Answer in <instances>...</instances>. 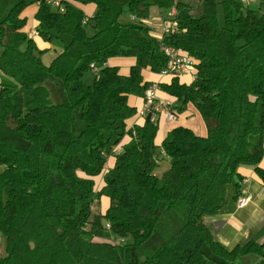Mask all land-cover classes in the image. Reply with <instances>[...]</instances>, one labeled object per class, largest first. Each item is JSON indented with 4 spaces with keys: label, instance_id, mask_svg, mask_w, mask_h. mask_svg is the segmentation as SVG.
I'll return each instance as SVG.
<instances>
[{
    "label": "trees",
    "instance_id": "trees-1",
    "mask_svg": "<svg viewBox=\"0 0 264 264\" xmlns=\"http://www.w3.org/2000/svg\"><path fill=\"white\" fill-rule=\"evenodd\" d=\"M61 1L62 13L44 0H0V264H264V240L227 248L207 226L228 186L240 198L241 169L264 187V0L257 9L249 0ZM36 2L39 39L69 37L49 64L26 27ZM152 6L178 25L161 39L146 25ZM163 45L195 61L193 81L157 84L195 105L203 136L174 125L157 144L162 113L138 115L152 83L145 71L167 64ZM113 58L133 62L121 71ZM135 116L143 122L127 127ZM160 161L168 168L158 176Z\"/></svg>",
    "mask_w": 264,
    "mask_h": 264
},
{
    "label": "crops",
    "instance_id": "crops-1",
    "mask_svg": "<svg viewBox=\"0 0 264 264\" xmlns=\"http://www.w3.org/2000/svg\"><path fill=\"white\" fill-rule=\"evenodd\" d=\"M37 8L38 3L36 2L29 6L25 11V15L27 16V28L36 27L34 14ZM80 8L87 16L92 15L94 11V5L92 4L80 6ZM156 20L157 22H160L159 35H156L153 30V24ZM146 25L152 29V36L154 38L161 39L163 36L164 21L161 18L157 7L152 6L149 8V18L146 20ZM33 40L39 48H47L48 43H45L46 45H44V42L39 39L38 36L33 37ZM115 59L117 58L109 60L108 65L117 66L121 71H127L133 62L131 59L122 58L124 66H119L115 63ZM144 74L145 79L151 82H155L154 79L158 76V73L154 74L148 70H146ZM160 76L158 84L161 82H169L171 78H173L170 76ZM179 79L191 81L189 76H184ZM159 92L161 93V96L158 95L160 101H167L170 104V107L175 108V110L182 108V111L179 110L180 113L177 116V120L173 122L163 120V114L157 117L156 123L158 125V130L155 136V142H157V139H161V141L164 139L167 131L173 123L189 127L198 135H205V128L194 104L176 101L170 95L161 92V90H159ZM129 100L137 107L141 104V98L132 96ZM133 122L141 124L143 120L139 119L138 116H135ZM128 140V137L124 138V142H127ZM261 165L264 166V156ZM241 174L244 176V181L240 197H248V203L244 207L238 208L233 199L230 200V203L227 200V205L224 207L223 211L207 220V226L211 230L214 238L219 240L227 248H231L236 244H242L248 240H264V187L252 169H241ZM4 256L5 241L0 236V260L3 259Z\"/></svg>",
    "mask_w": 264,
    "mask_h": 264
},
{
    "label": "built area",
    "instance_id": "built-area-1",
    "mask_svg": "<svg viewBox=\"0 0 264 264\" xmlns=\"http://www.w3.org/2000/svg\"><path fill=\"white\" fill-rule=\"evenodd\" d=\"M48 3L52 8L56 11L62 13L65 11V5L61 0H44ZM245 1V0H242ZM176 11L172 8L168 15L173 16L175 15ZM177 22L175 20L169 19L164 21L163 32L167 33L169 31H173L177 28ZM30 37H35L38 35L35 28H31L28 31ZM161 50L167 57V64L166 66L160 71L162 76H170L174 78H181L184 76H189L190 80L193 81L195 79V75L193 74V66H194V59L185 55L180 54V52L172 46H161ZM93 71L98 72L96 67H93ZM159 89V85L156 82H152L146 88L144 94V101L142 106L138 111V115L141 118H145L147 115L150 116L151 121H155L156 113H162L165 116V120L167 122H173L177 120V115L175 112L167 109L162 108L157 101L156 93ZM166 105H170L167 101L165 102ZM248 197H240L236 204L238 208H242L248 202Z\"/></svg>",
    "mask_w": 264,
    "mask_h": 264
},
{
    "label": "rangeland",
    "instance_id": "rangeland-1",
    "mask_svg": "<svg viewBox=\"0 0 264 264\" xmlns=\"http://www.w3.org/2000/svg\"><path fill=\"white\" fill-rule=\"evenodd\" d=\"M251 3V4H250ZM249 5L252 9H257L258 6H259V0H249ZM28 9V8H27ZM26 9V10H27ZM220 11V9H219ZM132 20V18H130L128 15H123L121 17V21L122 22H128L129 20ZM132 21H136L135 19H133ZM153 30L155 31L156 35H159L160 31H159V28H160V22H156L153 24ZM33 28V27H32ZM69 42V37L67 35H64L62 37H60L59 39H54L51 43H48L47 44V50H45L40 56H41V59L42 61L45 63V64H49L51 62V60L58 54L60 53L63 48H64V45L67 44ZM44 45H46L45 43H43ZM115 63L118 64L119 66H124L123 65V61H122V58H117L115 59ZM119 61V62H118ZM154 74H157V73H154ZM161 74L159 73L158 76L154 79V81L156 83L159 82V79H160V76ZM96 74H95V71L93 70H89L85 73L84 77H83V83L86 84V85H92L95 81V77ZM1 80L2 81H6L5 80V77L1 75ZM48 91H49V98L52 100V101H55V97H53L52 95V92L50 91L49 87H47ZM160 88L157 90L158 93H156V96L159 97L161 96V93L159 92ZM162 92V91H161ZM159 95V96H158ZM163 120H165V116L163 114ZM133 122V119L132 120H128L127 121V127L130 126ZM174 125H177L175 123H173L170 127V129L172 128V126ZM157 144L161 143V139H157ZM168 168V163L165 162V161H160L159 162V166L158 168L156 169L155 171V174H157L158 176H160L166 169ZM101 178V176H97L95 178V180H99ZM98 183V182H96ZM233 194V190H232V187L231 186H228L227 187V200L228 202L230 203L231 199H232V195ZM2 260V259H1ZM0 260V261H1ZM253 260H258V258L256 256H249V257H246L244 258V260H242V262H240L241 264L243 263H246L248 264V262H252ZM244 261V262H243Z\"/></svg>",
    "mask_w": 264,
    "mask_h": 264
}]
</instances>
